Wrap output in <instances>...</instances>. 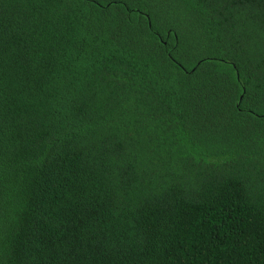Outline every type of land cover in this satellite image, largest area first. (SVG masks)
Returning a JSON list of instances; mask_svg holds the SVG:
<instances>
[{"label": "trees", "instance_id": "16d2710c", "mask_svg": "<svg viewBox=\"0 0 264 264\" xmlns=\"http://www.w3.org/2000/svg\"><path fill=\"white\" fill-rule=\"evenodd\" d=\"M0 264H264V0H0Z\"/></svg>", "mask_w": 264, "mask_h": 264}]
</instances>
